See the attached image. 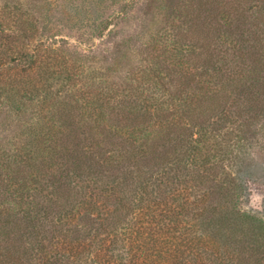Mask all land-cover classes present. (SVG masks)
Segmentation results:
<instances>
[{"label": "trees", "instance_id": "obj_1", "mask_svg": "<svg viewBox=\"0 0 264 264\" xmlns=\"http://www.w3.org/2000/svg\"><path fill=\"white\" fill-rule=\"evenodd\" d=\"M181 1L159 48L118 52L122 76L40 109L45 133L0 134V264H264V221L227 199L242 184L216 160L218 138L264 119V0ZM16 39L0 20V67L24 68L0 106L18 115L50 91Z\"/></svg>", "mask_w": 264, "mask_h": 264}, {"label": "rangeland", "instance_id": "obj_2", "mask_svg": "<svg viewBox=\"0 0 264 264\" xmlns=\"http://www.w3.org/2000/svg\"><path fill=\"white\" fill-rule=\"evenodd\" d=\"M20 1L23 15L1 9L0 20L17 37L14 47L25 48L33 56L34 64L25 69L27 78L21 76L32 85L38 77L42 83L46 80L52 94L44 93L38 100L29 102L18 115L0 106V134L11 139H15L24 122L26 125L38 122L46 132L49 116L46 119L38 116L40 109L43 108L44 114L46 110L53 113L58 103H72L84 97L85 92L94 94L98 87H104L107 74L122 76L111 69L118 52L133 54L135 49L142 50L145 43H155L153 49L159 48L165 43L159 37L161 30L169 28L172 21H180L184 8L181 0H41L40 11L33 8L36 0H0V8L7 2L12 10ZM166 18L169 19L165 23ZM21 69H24L22 65L0 67V84ZM21 76L18 78L23 79ZM112 79L113 83L120 81ZM14 100L18 102L16 95ZM249 128L233 137L218 138L216 160L231 173V178L233 174L236 182L242 184L240 189L228 186L227 199L241 212L264 221V119L252 121ZM200 154L199 163L205 156L209 157L206 150Z\"/></svg>", "mask_w": 264, "mask_h": 264}]
</instances>
